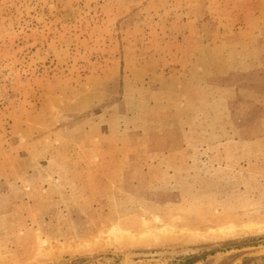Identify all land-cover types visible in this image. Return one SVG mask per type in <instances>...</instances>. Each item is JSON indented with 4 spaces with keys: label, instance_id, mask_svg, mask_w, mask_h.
<instances>
[{
    "label": "rangeland",
    "instance_id": "rangeland-1",
    "mask_svg": "<svg viewBox=\"0 0 264 264\" xmlns=\"http://www.w3.org/2000/svg\"><path fill=\"white\" fill-rule=\"evenodd\" d=\"M0 264H264V0H0Z\"/></svg>",
    "mask_w": 264,
    "mask_h": 264
},
{
    "label": "bare ground",
    "instance_id": "bare-ground-1",
    "mask_svg": "<svg viewBox=\"0 0 264 264\" xmlns=\"http://www.w3.org/2000/svg\"><path fill=\"white\" fill-rule=\"evenodd\" d=\"M15 140H16V138H14V139L12 140V142L15 143ZM256 225H257V224H253V225H250V224L248 225V224H247V225H245V227L253 230L255 227H258V226H259V225H258V226H256ZM234 226H235V225H234ZM234 226H233L232 224H230L228 227H224V228L221 227V228H219V233H220V235H221V236H224V237H225V235L228 236L231 232H233V231L235 230V227H234ZM258 229H261V227L259 226ZM262 230H263V229H262ZM115 231H116V230H115ZM115 231H114V232H115ZM122 231H124V230H122ZM122 231H121V232H122ZM150 231H151V230H150ZM150 231H149V232H150ZM259 231H260V230H259ZM118 232H119V231H118ZM121 232H120V233H121ZM115 233H116V232H115ZM120 233H118V234L115 235V236H116L117 238H120V237H119V234H120ZM123 233H124V232H123ZM123 233H121V234H122L123 236H126V237H127V235H125L126 233H124V234H123ZM150 233H151V232H150ZM121 234H120V235H121ZM151 234H152V233H151ZM122 235H121V236H122ZM146 235H147V234H146ZM146 235H145V236H146ZM195 235H196V234H195ZM197 235H198V234H197ZM128 236H129V234H128ZM126 237H121V238L124 239V238H126ZM121 238H120V239H121ZM128 238H129V237H128ZM129 239H131V237H130ZM117 240H118V239H117ZM144 240H145V239H144ZM146 241H147V240H146ZM144 244H149V243H145V242H144Z\"/></svg>",
    "mask_w": 264,
    "mask_h": 264
}]
</instances>
